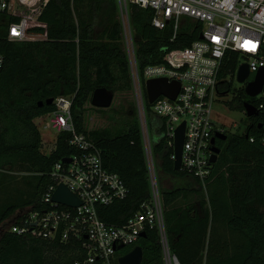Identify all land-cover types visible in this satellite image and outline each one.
Returning <instances> with one entry per match:
<instances>
[{
  "label": "trees",
  "instance_id": "obj_1",
  "mask_svg": "<svg viewBox=\"0 0 264 264\" xmlns=\"http://www.w3.org/2000/svg\"><path fill=\"white\" fill-rule=\"evenodd\" d=\"M129 10L140 71L163 63L164 49L189 47L202 31L200 22L190 21L171 40L172 25L163 30L154 27L152 9L129 5ZM29 31L46 34L47 38L11 42L6 39L7 25H0V53L4 58L0 67V171L34 174L25 177L30 191L20 192L0 205V226L15 211L36 203L50 182L54 163L77 152L69 144L70 132L58 134L56 148L50 154L41 152L42 137L34 119L53 111L54 103L47 105L45 101L59 96L72 97L75 131L96 144L104 166L117 173L127 186L126 199L98 207L101 219L124 223L150 196L140 125L130 124L115 134L106 127L88 129L84 123L86 104L96 89L103 87L112 92L132 88L118 1L50 0L38 21L29 23ZM240 58L234 52L224 57L219 74L220 94L231 91L229 78L235 76ZM143 90L146 95L144 85ZM41 101L44 103L39 106ZM145 103L150 129L157 136L160 120L151 113L147 100ZM246 103L254 104L255 98L241 87L229 107L244 111ZM129 111L133 113L134 109ZM263 136L261 112L251 122L248 118L243 134H228L227 142L219 145L217 160L203 187L206 200L202 197L179 206L178 200L192 190L189 185L165 188L160 184L168 247L179 264H264ZM152 151L157 172L181 180L192 178L202 186L198 179L174 169L173 149L163 138H156ZM135 245L143 250L140 264H164L156 229H147L145 237ZM134 246L118 251L115 264ZM77 258L78 247L73 243L0 231V264H74Z\"/></svg>",
  "mask_w": 264,
  "mask_h": 264
},
{
  "label": "built area",
  "instance_id": "obj_2",
  "mask_svg": "<svg viewBox=\"0 0 264 264\" xmlns=\"http://www.w3.org/2000/svg\"><path fill=\"white\" fill-rule=\"evenodd\" d=\"M49 1L0 0V25H7L6 39L11 42L46 40V34L29 31V23L38 21ZM117 1L148 168L149 198L124 223H110L99 217L98 207L126 199L128 188L117 173L104 166L96 144L83 133L75 131L71 114L72 97L59 96L53 101V111L34 119L35 125L38 122L56 135L55 138H41V152L50 154L56 148L57 136L61 132L72 133L69 144L77 152L64 157L70 158L69 162L62 159L54 163L49 173L50 182L37 202L15 211L0 226V231L50 242L73 243L78 247L79 254L74 264H115L118 251L134 246L147 229H156L161 241L163 263L179 264L168 247L157 161L152 151L153 141L145 105L147 94L143 85L155 78L180 83L175 99L160 95L149 103L151 113L160 120L156 138H163L173 149L171 159L174 162L176 130L184 123L180 170L198 179L205 187L213 165L212 138L216 132H226L218 128L212 119V106L223 95L218 91L222 63L228 52H234L241 56L239 65L247 64L249 76L264 68V0ZM129 5L152 9V25L160 30L171 24V40L175 39L184 19L202 24V38L194 40L189 47L164 49L163 63L148 65L140 71ZM3 62L0 53V67ZM251 80L248 77L244 87ZM253 98L255 103L252 106L258 113L264 114V84ZM250 141L253 142L254 138L251 137ZM261 142L264 145V136ZM60 184L78 199L77 206L53 200ZM116 246L121 247L117 250Z\"/></svg>",
  "mask_w": 264,
  "mask_h": 264
},
{
  "label": "rangeland",
  "instance_id": "obj_3",
  "mask_svg": "<svg viewBox=\"0 0 264 264\" xmlns=\"http://www.w3.org/2000/svg\"><path fill=\"white\" fill-rule=\"evenodd\" d=\"M187 23L182 21V28L190 23V20H186ZM185 23V24H183ZM255 73H251L249 79H254ZM231 81V91L227 95H222L220 100L216 101L212 106V119L218 128H222L230 134H243L248 125V117L245 111H238L229 107V102L239 92L241 87H244V83H239L234 76L229 78ZM113 100L108 108H97L86 104V111L84 114V123L88 129L95 128H110L115 134L125 129L128 125L139 123V117L136 109L135 94L133 86L128 91H112ZM130 108L134 109V112L129 113ZM36 125L41 137L43 139L47 137L55 138L56 135L51 134L43 126L36 122ZM152 141L156 140V134L153 130L150 131ZM15 171V170H14ZM0 205L5 203L8 198L16 197L20 192L30 191L29 186L26 183L25 177H33V173L26 172H9L0 171ZM159 183L165 188H172L178 185L188 184L192 190H189L187 197L178 200L177 205L184 206L187 203L198 201L202 197L206 200V192L203 187L198 185L192 178H186L184 180L177 179L170 175H164L162 172H158ZM194 189V190H193ZM264 210V208H263ZM1 230V229H0ZM123 250V249H122ZM121 250V251H122Z\"/></svg>",
  "mask_w": 264,
  "mask_h": 264
},
{
  "label": "water",
  "instance_id": "obj_4",
  "mask_svg": "<svg viewBox=\"0 0 264 264\" xmlns=\"http://www.w3.org/2000/svg\"><path fill=\"white\" fill-rule=\"evenodd\" d=\"M202 38V34L199 35ZM249 77V69L246 63H242L238 67L236 79L239 83H244ZM264 84V68L259 69L255 73L253 80L248 81L245 84V92L250 97L256 96L263 87ZM180 88V83L178 81L168 82L166 78H155L149 79L145 83V89L147 94L148 103H152L158 96L165 95L171 99H175ZM113 100V93L106 88H98L94 91L91 98V105L97 108H108ZM44 102H39V106H42ZM47 105L53 103V98L45 101ZM244 111L247 117L256 116L258 111L251 104L244 105ZM184 123H182L176 130L175 143H174V169L179 171L181 168V158L182 149L184 141ZM258 127H261L259 124ZM247 137V135H246ZM216 138H225V135L221 132H216L215 136L212 138V155L211 162L215 163L217 156L220 152V148L215 145ZM64 161L69 162L70 158H63ZM53 200L59 203L67 204L70 206H77L79 204L78 199L71 193V191L65 187V185L60 184L53 194ZM141 237H145V232L141 233ZM121 246H116L118 250ZM143 258V250L141 246L136 245L128 253L120 256L118 259V264H140Z\"/></svg>",
  "mask_w": 264,
  "mask_h": 264
},
{
  "label": "flooded vegetation",
  "instance_id": "obj_5",
  "mask_svg": "<svg viewBox=\"0 0 264 264\" xmlns=\"http://www.w3.org/2000/svg\"><path fill=\"white\" fill-rule=\"evenodd\" d=\"M256 116H252V117H256ZM252 117H248L249 118V122H251ZM223 134L225 135V138L224 139H222V138H216L215 139V145L217 147H219V145H222L223 143H226L227 140H228V134L229 133L226 131V132H223Z\"/></svg>",
  "mask_w": 264,
  "mask_h": 264
}]
</instances>
